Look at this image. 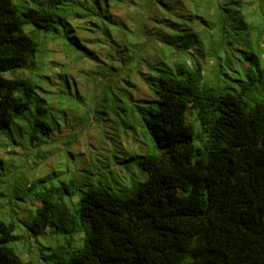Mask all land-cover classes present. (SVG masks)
<instances>
[{
    "label": "trees",
    "instance_id": "16d2710c",
    "mask_svg": "<svg viewBox=\"0 0 264 264\" xmlns=\"http://www.w3.org/2000/svg\"><path fill=\"white\" fill-rule=\"evenodd\" d=\"M66 1L20 10L13 0H0V146L3 137L20 146L27 137L30 146L55 128L39 118L32 124L31 117L41 101L66 99L65 81L70 85L63 72L41 66L36 78L6 73L31 72L50 37H68L80 61L98 57L82 36H41ZM140 5L145 14L132 22L136 30L104 16L120 32L103 30L115 54L86 70L85 90L94 103L81 121L98 125L100 134L92 135L81 165L65 164L26 183L28 195L40 202L27 229L37 236L51 226L65 234L69 246L58 245L50 264H264V104L249 99L247 85L223 91L210 79L245 58L264 85V0ZM65 11L67 18L77 15ZM77 73L84 76V70ZM50 83L53 88L42 85ZM87 96L76 94L88 106ZM18 113L32 129L21 141L8 128ZM138 128L153 152L124 144ZM108 146L117 163L137 165L146 178L118 189L101 178L93 184L90 175L103 176L96 166ZM17 226L18 220L0 222V264H24L11 245ZM75 235L79 245L72 247Z\"/></svg>",
    "mask_w": 264,
    "mask_h": 264
},
{
    "label": "rangeland",
    "instance_id": "374dc122",
    "mask_svg": "<svg viewBox=\"0 0 264 264\" xmlns=\"http://www.w3.org/2000/svg\"><path fill=\"white\" fill-rule=\"evenodd\" d=\"M144 1L146 0H67L65 5L55 9L57 22L48 30L42 31L41 36H77L80 39L83 37L84 45L89 48L88 52L92 49L98 56L97 59L89 62V59L85 58V62L80 61L75 56V52L70 51L68 37H60L56 39V42L52 41L54 39L50 37L49 40L42 43L38 62L31 72L24 69L6 73L9 77L19 74L24 76L30 73L36 78V74L41 71L37 68L41 66L46 73L63 72L65 75L63 78L67 79L68 77L70 82V85L67 86L68 83L65 81L66 91L69 95L66 99L65 96L53 98L54 95H52L47 103L40 102L39 114L31 117L32 124L35 119L39 118L50 125L55 124V128L50 129L47 133H40L35 144L28 146L27 137L23 139L21 135L28 129L29 134L32 132L31 123L23 118L25 114H14L11 116L8 127L10 135L14 136L16 141L23 139V144L16 145V143H11L8 138L3 137V145L0 146V166H2L0 168V222L18 220V226L12 233L11 245L24 264H50L53 261L51 258L53 251L58 245L69 246L65 242V234L51 226L37 236L28 231L27 226L32 223L33 213L40 202L28 195L26 183L34 177L48 174L54 168H62L65 164L81 165V159L87 154L88 142L92 135L100 134L98 125L86 127L81 123V121H86L87 111L93 107L94 103L91 100L93 93L88 96L86 94L85 88L88 79L85 73L88 69H96L98 58L107 60L108 52L115 54L104 37L108 36L103 33L104 28L111 29L115 35L120 32V27L116 29L115 25L109 23L104 16L111 14L119 24L132 26L136 30V26L132 22L136 20L135 24H137L145 14L141 5L139 6ZM13 3L20 10L28 7L36 9H46L47 7L45 0H13ZM130 4L138 6L130 7ZM67 8L73 9L72 12L77 15L73 13L74 16L67 18L65 14ZM260 8L263 9V7ZM139 9L142 10V13ZM65 18L70 20V26L64 28L61 23L65 21ZM25 30H31L30 26H26ZM262 45L264 46V43ZM249 62L245 58L235 59L233 64L226 67L223 74L217 76L216 79L215 77L210 79L215 80V84L219 85L223 91H240L243 86L247 85L249 99L254 103L264 104V85L257 78L258 73ZM207 68L210 71L211 66ZM79 69L84 70V76L81 77L77 73ZM42 85L47 89L54 87L51 83ZM76 94L83 98L87 96L88 106L86 99L80 102ZM32 112L35 113L36 110L34 109ZM89 112L91 113V111ZM23 113L30 114L31 112L25 109ZM125 139L124 144L129 150H135L140 154L153 152L149 138H146L139 128L138 133L130 134V138L125 136ZM118 155L120 156V154ZM103 158L97 161L96 166L98 172L103 176L90 175L93 184H97L101 178L112 189H118L124 184L131 185L134 181L146 178L145 173L137 165L126 166L129 163H117L113 147H106ZM105 159L108 162L103 164L102 161ZM74 238L75 242L72 243V247H77L80 238L78 235H75Z\"/></svg>",
    "mask_w": 264,
    "mask_h": 264
}]
</instances>
